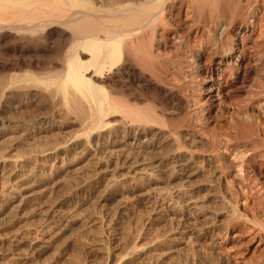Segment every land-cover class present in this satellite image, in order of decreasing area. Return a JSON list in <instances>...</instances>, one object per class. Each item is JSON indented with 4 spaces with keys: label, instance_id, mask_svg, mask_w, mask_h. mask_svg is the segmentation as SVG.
Instances as JSON below:
<instances>
[{
    "label": "bare ground",
    "instance_id": "1",
    "mask_svg": "<svg viewBox=\"0 0 264 264\" xmlns=\"http://www.w3.org/2000/svg\"><path fill=\"white\" fill-rule=\"evenodd\" d=\"M249 80L264 90V0H0V106L28 98L41 109L20 121L0 112V138L54 154L63 183L86 177L70 198L107 182L102 198L172 217L169 237L187 246L221 249L241 197L261 203L251 188L235 203L218 192L233 182L217 165L242 149L217 142L208 123ZM248 123L233 116L235 136L260 134ZM48 214L44 227L58 219Z\"/></svg>",
    "mask_w": 264,
    "mask_h": 264
},
{
    "label": "rangeland",
    "instance_id": "2",
    "mask_svg": "<svg viewBox=\"0 0 264 264\" xmlns=\"http://www.w3.org/2000/svg\"><path fill=\"white\" fill-rule=\"evenodd\" d=\"M249 81L225 101L228 111L220 110L216 117H208L217 142L239 145L242 149L241 154H225V164L217 165L218 172H229L233 182L231 187L217 182L218 192L227 197L228 203H235V197L249 188L254 198L262 196L259 205L253 198L241 197L239 211L235 213L238 225L222 234L221 249L208 241L187 246L182 236L170 238L176 227L171 223L172 217L156 222L150 208L131 205L126 197L102 198L111 185L107 182L84 201L80 197H68L84 185L86 177L63 183L54 178L57 171L54 154L43 155V150L34 143L30 147H15L14 141L2 137L0 264H264V230L258 225V221L264 222V177L261 175L264 158L254 159V155L264 156V144L258 142L264 141V90L253 87V80ZM20 100L13 99L0 106L5 120L20 121L40 114L36 99ZM233 116L244 123L261 125L260 134L255 135L256 131L250 137L235 136ZM83 171V175L86 173L82 170L81 175ZM240 173L247 175L251 182L240 179ZM39 193L41 197L34 199ZM31 195L34 200L28 199ZM13 201L16 203L12 204ZM18 204L19 211L15 207ZM43 213L58 219L44 227L46 215ZM44 239L54 242L50 250L40 255Z\"/></svg>",
    "mask_w": 264,
    "mask_h": 264
}]
</instances>
